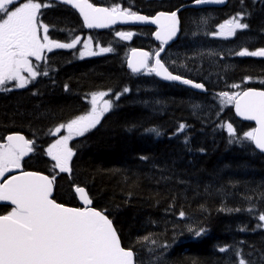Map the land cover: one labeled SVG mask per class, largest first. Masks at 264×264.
Wrapping results in <instances>:
<instances>
[{
	"label": "trees",
	"instance_id": "16d2710c",
	"mask_svg": "<svg viewBox=\"0 0 264 264\" xmlns=\"http://www.w3.org/2000/svg\"><path fill=\"white\" fill-rule=\"evenodd\" d=\"M192 1L92 0L105 7L119 3L145 15L180 9V33L170 44V59L183 69L185 77L205 83L206 93L160 83L127 68L130 48L141 46L153 52L158 47L151 26L86 30L74 9L48 1L50 8L44 10L42 19L52 28L53 38L68 41L71 35L90 34L95 43L113 51L83 59L74 49L49 54L41 69L47 64L49 76L40 75L26 89L0 92V136L20 131L34 140L35 155L23 166L44 172L46 160L40 150L48 131L84 113L90 93H122L118 101L113 99V108L96 128L71 143V176L60 173L53 198L74 206L72 185L85 187L94 205L114 221L122 246L135 249L137 264H238L237 247L250 264H264V227H258L255 218L264 210V154L248 142L228 143L227 133L218 124L232 123L241 136L253 124L237 120L231 105L221 109L218 98L213 99L221 90L234 91L229 86L246 77L251 81L248 86L264 89V59L230 58L225 51L202 49L188 42L191 36L203 43L209 41L202 35L199 12L222 20L247 10L248 31L236 40L256 38L255 43L262 46L264 0H244L243 6L241 0H228L223 7L203 10L184 7ZM115 31H131L133 36L120 40ZM209 51L216 55H207ZM125 87L129 92L123 93ZM209 100L213 103L204 104ZM180 123L186 128L177 136ZM250 207L255 213L248 211ZM6 208L10 209L1 204L0 214ZM186 225L205 232L193 238ZM149 234L152 240L167 242L170 247L149 252L154 245L143 239ZM226 245L231 250L221 253L219 248Z\"/></svg>",
	"mask_w": 264,
	"mask_h": 264
},
{
	"label": "snow or ice",
	"instance_id": "6c2138e0",
	"mask_svg": "<svg viewBox=\"0 0 264 264\" xmlns=\"http://www.w3.org/2000/svg\"><path fill=\"white\" fill-rule=\"evenodd\" d=\"M60 3L75 9L82 18L83 27L87 29L109 28L118 23L129 22L154 25L155 30L151 35L159 42L158 47L153 52L133 49V55L127 62L132 73L158 77L205 93L208 91L205 83L171 71L162 56L166 45L177 37L180 30L179 9L141 15L119 3H114L112 7H97L89 0H60ZM193 3L224 5L226 0H193ZM243 4L244 0H241V5ZM48 7L50 4L44 0H0V91L26 89L38 76H49L47 64L43 71L39 66L46 60V52L77 48L81 40L79 36L64 43L50 39L48 26L40 20L42 10ZM248 15L250 12L247 10L238 11L219 24L216 32L206 34L225 38L235 36L237 30L249 28V24L244 22ZM201 23H206V20L201 18ZM114 35L120 40H128L133 33L115 31ZM112 51V47H101L98 43L93 48V41L89 37L79 50V58ZM207 55L216 53L209 51ZM235 55L264 57V47L254 51L242 47ZM247 79L249 78L246 77L245 82ZM229 87L239 89L241 85L233 83ZM65 89L67 90V85ZM127 92L129 88L125 87L123 93ZM121 94H113L110 90L92 92L90 99L86 97L90 106L88 110L50 130L54 139L43 152L53 162L54 172H70V162L74 156L70 141L74 137H83L96 128L114 106L111 97L114 95L118 101ZM217 98L221 109L233 105L237 116L254 121L256 125L244 131L241 136L232 123L218 124L217 127L227 133L228 143L248 142L249 147L254 146L253 150L264 154V90L258 91L251 87L240 91L221 90L213 96L214 100ZM185 128L186 125L180 123L176 135H182ZM151 131L160 135L156 129ZM36 149V142L26 139L24 135L10 133L0 136V177L13 169L20 170L18 175H9L0 181V201L11 205L4 214H0V264H137L135 249L122 246L114 221L105 210L94 205L85 187L74 186V198L80 201V206H66L52 198L55 175L50 177L37 171L21 170L22 159ZM248 211L255 213L256 209L250 207ZM179 217L183 219L185 213L181 211ZM255 218L258 220L257 226L264 227V210ZM185 228L193 234V238H199L205 232V229L198 226L186 225ZM151 236L149 234L143 238L154 245L149 247V252L156 249L167 250L170 247L167 242L160 244L152 240ZM230 250L231 246L227 245L219 248L221 253ZM234 255L238 264H250L243 258L239 247L235 249Z\"/></svg>",
	"mask_w": 264,
	"mask_h": 264
},
{
	"label": "rangeland",
	"instance_id": "374dc122",
	"mask_svg": "<svg viewBox=\"0 0 264 264\" xmlns=\"http://www.w3.org/2000/svg\"><path fill=\"white\" fill-rule=\"evenodd\" d=\"M253 5H255V4H253ZM198 16L199 17H203L206 20V23H202V28H200L203 36L207 35L206 33H209V32H216L218 25L224 22V21H222V22L217 23L214 26H212L211 22H210V20L212 19V16H209L208 13L202 11V12H199ZM246 32H244V33H246ZM209 36L211 38H214V39L222 40L220 43L216 44L215 46H212V48L218 49L220 52H224L225 51L226 53L227 52H231L235 47L247 46L249 44H254L255 42L258 41L256 38L255 39H250L249 38V39L242 40V41H239V40L232 41L231 40L232 42H230L229 39H232L234 36L227 37V38L222 37V36H212V35H209ZM88 38H89L88 36H85L84 38H81L79 43H82V45H83L84 40H86ZM188 42L190 44H193V45H196V46H200L202 49L203 48L208 49V46L203 44L202 40L194 38L193 36H191L190 39H188ZM95 45L96 44L93 43V48H95ZM96 50L98 51V49H96ZM86 57H88V56H86ZM89 99H90V97H89ZM210 103H213V101L209 100L207 102H204V104H206V105H209ZM201 106H204V105L201 104Z\"/></svg>",
	"mask_w": 264,
	"mask_h": 264
},
{
	"label": "water",
	"instance_id": "95a60500",
	"mask_svg": "<svg viewBox=\"0 0 264 264\" xmlns=\"http://www.w3.org/2000/svg\"><path fill=\"white\" fill-rule=\"evenodd\" d=\"M53 1H56V2H58V3H60V0H53ZM90 2V1H89ZM91 3V2H90ZM226 3H227V0H226ZM225 3V4H226ZM62 4V3H61ZM224 4V5H225ZM224 5H214V4H207V5H195L193 2H191V3H189V4H187V5H185L184 7H193V8H196V9H198V8H203V7H210V6H212V7H223ZM67 6H69V5H67ZM97 7H103V6H98V5H96ZM70 7V6H69ZM71 8V7H70ZM73 9V8H72ZM75 10V9H74ZM180 10V9H179ZM76 11V10H75ZM173 11H175V10H173ZM77 12V11H76ZM78 13V12H77ZM79 14V13H78ZM138 14H141V15H144V14H142V13H138ZM155 15V14H154ZM178 17H179V14H178ZM82 19V18H81ZM180 20V19H179ZM83 22V21H82ZM116 25H130V26H142V25H147V26H152L153 28H154V30H155V26L154 25H148V24H142V23H139V22H129V23H126V24H116ZM114 25H112V26H110L109 28H111V27H113ZM104 29H107V28H102V29H96V30H98V31H101V30H104ZM179 33H180V30H179V32H178V35H179ZM178 35H177V37H178ZM177 37L176 38H174V40H176L177 39ZM173 40V41H174ZM172 41H170L169 42V44L171 43ZM167 46V45H166ZM133 49H138V50H142V51H147L146 49H144V48H133ZM132 49V50H133ZM132 50H130L129 51V53H128V58H127V62H128V59L129 58H131L132 57V55H133V53H132ZM157 79H159L160 81H162V82H166V83H171V82H168V81H163V80H161L160 78H158V77H156ZM186 87H188V86H186ZM194 90H197V89H194ZM255 90H258V89H255ZM197 91H200V90H197ZM258 91H261V90H258ZM233 110H234V113H235V108H234V106H233ZM237 116V115H236ZM240 120H242V121H248V120H245V119H243L242 117H239V116H237ZM250 122H253L254 124H255V122L254 121H250ZM256 126V125H255ZM12 133H16V134H20V135H24L23 133H21V132H12ZM27 157V156H26ZM26 157H24V158H26ZM14 170V169H13ZM12 171V170H11ZM18 175V174H17ZM2 180V177H0V181ZM73 190H74V188H73ZM79 201V200H78ZM79 203H80V201H79ZM0 204H5V205H10L8 202H5V201H0ZM11 206V205H10Z\"/></svg>",
	"mask_w": 264,
	"mask_h": 264
},
{
	"label": "flooded vegetation",
	"instance_id": "af4514ba",
	"mask_svg": "<svg viewBox=\"0 0 264 264\" xmlns=\"http://www.w3.org/2000/svg\"><path fill=\"white\" fill-rule=\"evenodd\" d=\"M11 132H14V131H10V132H8V133H11ZM48 144V143H47ZM46 143H45V145L43 146V148H42V150L44 149V148H46L47 145ZM32 155V154H31ZM31 155L28 157V158H26L25 160H22L21 161V166H22V168H23V165L26 163V160H29V158L31 157ZM34 155H32V157H33ZM41 156L46 160V155L44 154V152H42V154H41ZM49 158V157H48ZM25 170H28L27 168L25 169ZM33 170H35V169H33ZM6 177H8V176H4V178H6ZM75 203H76V201H75ZM1 205V204H0Z\"/></svg>",
	"mask_w": 264,
	"mask_h": 264
}]
</instances>
